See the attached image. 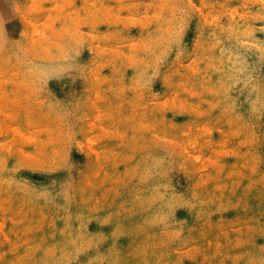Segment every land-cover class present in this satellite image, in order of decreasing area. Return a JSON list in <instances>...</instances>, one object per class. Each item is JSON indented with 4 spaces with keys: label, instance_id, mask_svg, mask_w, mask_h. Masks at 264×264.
I'll return each instance as SVG.
<instances>
[{
    "label": "rangeland",
    "instance_id": "obj_1",
    "mask_svg": "<svg viewBox=\"0 0 264 264\" xmlns=\"http://www.w3.org/2000/svg\"><path fill=\"white\" fill-rule=\"evenodd\" d=\"M0 264H264V0H0Z\"/></svg>",
    "mask_w": 264,
    "mask_h": 264
}]
</instances>
